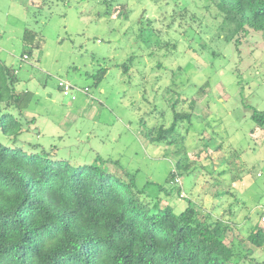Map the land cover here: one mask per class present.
Segmentation results:
<instances>
[{"label":"rangeland","instance_id":"rangeland-1","mask_svg":"<svg viewBox=\"0 0 264 264\" xmlns=\"http://www.w3.org/2000/svg\"><path fill=\"white\" fill-rule=\"evenodd\" d=\"M0 34V58L35 118L21 145L55 148L74 165L118 160L151 198L176 212L191 203L255 248L247 235L264 208V128L251 113L264 111V31L227 40L209 0H0ZM60 78L88 93L72 100ZM191 100L193 119L178 127L189 168L178 192L170 176L185 153L145 134Z\"/></svg>","mask_w":264,"mask_h":264},{"label":"trees","instance_id":"trees-1","mask_svg":"<svg viewBox=\"0 0 264 264\" xmlns=\"http://www.w3.org/2000/svg\"><path fill=\"white\" fill-rule=\"evenodd\" d=\"M209 2L221 15L227 40L264 31V0ZM130 63L132 58L123 64L125 72ZM18 83L17 70L0 58V132L8 138L0 139V264H264V257L254 255L255 248L264 251L260 222L247 235L255 248H246L237 236L228 239L231 226L222 218L203 215L191 203L176 212L172 203L151 198L118 160L100 156L74 165L55 148L21 145L20 136L35 118L25 115L30 92L19 91ZM195 103L175 112L169 127L145 134L185 153L171 183L189 170L186 137L178 127L192 121ZM251 117L264 128L263 110L255 108ZM160 188L170 195L166 186Z\"/></svg>","mask_w":264,"mask_h":264},{"label":"built area","instance_id":"built-area-1","mask_svg":"<svg viewBox=\"0 0 264 264\" xmlns=\"http://www.w3.org/2000/svg\"><path fill=\"white\" fill-rule=\"evenodd\" d=\"M27 57L28 56L25 55V58H27ZM59 87H60L61 92L65 96L71 97L72 100H75L77 98V95H76L77 90L83 91L86 94L88 93V88H84V89L78 88V87L74 86L69 80H66L63 78L59 79ZM175 182L178 184H182L180 177H176ZM181 195L186 196L184 191L181 192ZM259 222H260L261 226L264 228V208H263L262 214L260 215Z\"/></svg>","mask_w":264,"mask_h":264},{"label":"crops","instance_id":"crops-1","mask_svg":"<svg viewBox=\"0 0 264 264\" xmlns=\"http://www.w3.org/2000/svg\"><path fill=\"white\" fill-rule=\"evenodd\" d=\"M0 36H1V34H0ZM24 55H26V53H25ZM24 55H23V56H24Z\"/></svg>","mask_w":264,"mask_h":264}]
</instances>
